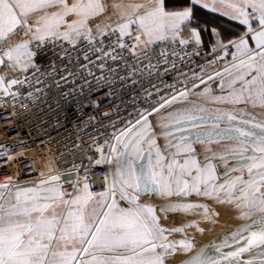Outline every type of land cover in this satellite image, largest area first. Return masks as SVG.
Returning <instances> with one entry per match:
<instances>
[{
  "label": "snow or ice",
  "instance_id": "1",
  "mask_svg": "<svg viewBox=\"0 0 264 264\" xmlns=\"http://www.w3.org/2000/svg\"><path fill=\"white\" fill-rule=\"evenodd\" d=\"M196 6L244 31L226 39L212 28L213 58L206 63L217 67L189 75L180 68L200 55L202 44L200 28L190 27ZM14 35L19 39L0 50V65L12 76L0 74V97L11 98L14 109L21 97L50 100L51 126L59 127L69 118L66 109L79 113L85 102L99 107L92 99L97 92L111 104L105 117L118 114L121 103L126 107L129 93L136 107L135 118L130 113L120 127L119 117L108 125L97 120L101 129L111 128L97 130L103 143L77 135L59 157L48 148L38 179L18 182L17 174L0 183V264H166L173 253L189 252L191 238L170 236L190 227L202 232L197 220L165 227L157 206L142 202L145 195L166 201L159 212L202 210L204 220L215 213L190 197L234 205L242 219L258 213L179 264H264V119L244 108L207 106L264 108V0H0V40ZM190 44L191 51L180 50ZM20 107L31 111L26 103ZM220 141L229 146L214 149ZM5 155L15 159L0 152ZM61 164L68 166L61 170ZM89 166H106L102 191L91 190ZM229 240L232 250L225 252ZM256 249V256L241 258Z\"/></svg>",
  "mask_w": 264,
  "mask_h": 264
},
{
  "label": "built area",
  "instance_id": "2",
  "mask_svg": "<svg viewBox=\"0 0 264 264\" xmlns=\"http://www.w3.org/2000/svg\"><path fill=\"white\" fill-rule=\"evenodd\" d=\"M182 35H186L182 33ZM19 36L14 35L10 37L9 43L11 44L14 40H18ZM192 45L190 44L187 48H181V51H191ZM200 52L199 56H192L190 62L182 65L180 71H184L186 68L188 74L191 75L193 71H199V67L203 66L206 70L209 68H215L217 65H208L206 60H211L213 57L211 55V44L208 46L201 44L198 49ZM217 55H220L217 52ZM228 59H231V50L228 53ZM39 62V61H38ZM223 65V61L219 62ZM21 75H24L21 73ZM10 77L9 75H7ZM175 73L165 77L167 83L173 82V77ZM153 83H156L153 81ZM157 87H161L160 84H156ZM145 88L149 85L145 84ZM179 87V84H177ZM190 87V85H189ZM27 87L21 88V91H28ZM139 91V88L137 89ZM165 91H169L165 89ZM164 92H161L163 95ZM125 96L123 100L127 102L125 107L124 103H121L118 114L113 113L112 115L105 117L103 113L108 111L111 107L109 101L105 98L104 92H97L92 95V99H99V107H93L88 105L86 102L82 108V111L76 113L73 108H68L66 111L70 113L68 120L65 122L61 118V126L55 127L53 121L49 119V104L52 108H55V104L50 100L48 103H34L31 99L25 100L22 97L18 98V103L13 108L11 98L0 97V152L7 150V155L15 157L13 160H7V156H0V183L5 182L7 176H17L18 182H23L26 180L38 179L39 170L43 167L44 159L48 153V148L58 150L56 152L57 157H59L60 151H67L71 148V145L75 143L77 135H79L81 141L84 143L89 142V133L92 136H98L99 142L103 143V137L98 135L100 132L111 131L110 127L101 129L99 124L108 125L110 121H117L119 117V122L115 124V127H120L124 121L129 118V114H132V118H135L134 108L135 104H132L129 97ZM43 100L44 97L41 96ZM155 99V97H154ZM28 104L31 106V111L21 108V104ZM112 103H116L113 101ZM141 107H143V101L138 102ZM15 110L16 115H13ZM89 117H95L96 119L89 121ZM99 121V124L97 123ZM79 127V131H77ZM52 138L51 143L47 141ZM89 155H95L94 150L90 152ZM66 159H71L70 156ZM79 162V161H77ZM86 165L88 164L87 159L83 161ZM67 164H61V170L67 168ZM31 170V171H30ZM106 166H89V184L92 186V191L98 192L103 190V173L106 171ZM81 175H84L83 170H81Z\"/></svg>",
  "mask_w": 264,
  "mask_h": 264
},
{
  "label": "crops",
  "instance_id": "3",
  "mask_svg": "<svg viewBox=\"0 0 264 264\" xmlns=\"http://www.w3.org/2000/svg\"><path fill=\"white\" fill-rule=\"evenodd\" d=\"M112 0H109V3H111ZM178 3L180 4H185V3H190L191 0H177ZM111 11V9H109ZM194 21L196 23H193L190 25V27H196L198 26L201 31V40L203 45L208 46V44L214 43L215 38L212 35L211 29L216 28L218 32H220L226 39H231L233 36L239 35L240 32L244 31V27L239 24L237 21H233L230 18L222 15L219 12H212L209 9H204L201 6H196L194 8ZM186 34V33H185ZM187 35V34H186ZM9 40H0V50L5 48L7 45H9ZM0 74L3 75H9L12 78L11 73L9 72L8 68L4 65H0ZM218 81H214L212 84L213 90L216 91L219 94V90L216 88V84ZM191 99L195 100L197 99L196 97H191ZM185 106V105H182ZM210 108H216V107H221V108H232V107H239V108H244L248 113H251L252 116H255L257 119H264V108H261L259 106H253L251 104H240V105H227V104H208L207 105ZM223 125V124H222ZM211 126V125H207ZM162 138H158V143L161 142ZM215 145H220L221 147H216L215 149L223 148L229 146V143L225 141H220L219 143H213ZM200 145V144H195V146ZM198 152L201 151V149L196 148ZM231 161H229L230 163ZM218 171H223L222 166L218 169ZM99 192V191H98ZM145 198L149 197L146 195ZM191 199H199V200H204L202 197H190ZM207 202V201H206ZM152 204L154 205H160L161 203H166L165 200L159 198L155 199L154 201H151ZM201 211L202 210H198ZM193 212V211H192ZM176 215H181L185 217V213H179V211L172 212ZM203 213V212H202ZM171 213H166L165 216L170 215ZM161 222H163L161 220ZM167 222V221H165ZM166 225V224H165ZM168 227V226H167ZM167 263V262H166Z\"/></svg>",
  "mask_w": 264,
  "mask_h": 264
},
{
  "label": "rangeland",
  "instance_id": "4",
  "mask_svg": "<svg viewBox=\"0 0 264 264\" xmlns=\"http://www.w3.org/2000/svg\"><path fill=\"white\" fill-rule=\"evenodd\" d=\"M175 105L173 106V108ZM176 107H179L178 105ZM175 107V108H176ZM171 110V109H169ZM195 148L201 149V145L195 146ZM212 147L215 149L216 147H221L220 145L213 144ZM224 147V145L222 146ZM195 197V196H194ZM206 204L209 206V208L215 213L211 217V220H204L202 219L203 213L198 210H193L194 212H191V216H181L176 215L174 213H171L170 215L165 216L164 219L165 224L168 226V228L172 227H179L181 225L187 224L190 220H197V223L199 225V228H202L203 231H197L195 227H190L185 230V233H172L170 238L174 240H179L185 236V234L192 239L194 242V246L189 252H192V250L199 245L200 242L207 241L210 238L214 237L216 234L223 231V229H227L229 227L234 226V224H237L238 222L242 221L243 219L240 218L239 210L231 204H221L214 200L204 198ZM181 213V212H179ZM255 213V212H253ZM219 224V225H217ZM222 230V231H221ZM259 249L255 250L249 256L253 257L257 255V252ZM188 252H182L177 251L176 253H173L169 259L166 261L168 263L175 262L182 257H184Z\"/></svg>",
  "mask_w": 264,
  "mask_h": 264
},
{
  "label": "water",
  "instance_id": "5",
  "mask_svg": "<svg viewBox=\"0 0 264 264\" xmlns=\"http://www.w3.org/2000/svg\"><path fill=\"white\" fill-rule=\"evenodd\" d=\"M179 107H184V106H182V105H180V104H177ZM177 105H175V107L177 106ZM174 107V108H175ZM208 127H210V126H208ZM221 127H224V125H221ZM225 142H227V143H229L228 141H225ZM160 144H163V139H161V142H160ZM146 196V195H145ZM145 196H143L141 199H142V202H144V201H148V202H150L151 203V201H154L155 199H159V197H155V196H148L149 197V199L148 198H145ZM157 206V214L161 217V220L163 221V222H161L162 224H164V226L165 227H167V225H165V219H164V216L162 215L163 213L162 212H159V210H158V205H156ZM258 213H255V214H253L252 216H250V217H247L246 219H244L240 224H237V226H234V227H232V228H230V229H228V230H225L224 232H222V233H220V234H218V235H216L215 237H213V238H211V240H209V241H207V242H204V243H202L200 246H198L195 250H193L192 252H190L185 258H183V259H181V260H179V261H182V260H184V259H187L189 256H191L192 254H194L199 248H201L203 245H206V244H211L212 242H217V243H220V242H222L224 239H225V237L226 236H229L230 235V233L231 232H233L238 226H240V225H242V224H244V223H246V222H250L256 215H257ZM237 239H239V237H237ZM241 243H243V242H241ZM225 252H227V251H230V250H232V247H231V241L229 240V246H227V247H225L224 249H223ZM257 250V249H256ZM255 251V250H254ZM254 251H252V252H254ZM214 252V249H210L209 250V254L211 255L212 253ZM251 252V253H252ZM251 253H244L243 254V256L241 257L242 259H249V258H251V256H249V254H251ZM254 257V256H253ZM179 261H177V262H175V263H166V264H179Z\"/></svg>",
  "mask_w": 264,
  "mask_h": 264
},
{
  "label": "bare ground",
  "instance_id": "6",
  "mask_svg": "<svg viewBox=\"0 0 264 264\" xmlns=\"http://www.w3.org/2000/svg\"><path fill=\"white\" fill-rule=\"evenodd\" d=\"M147 196H148V195H147ZM255 213H256V212H255ZM255 213H253V214H255ZM253 214H252V215H253ZM243 220H244V219H243ZM243 220H242V221H243ZM242 221L238 222L237 224H240ZM237 224H234V226H237ZM217 225H219V224H217ZM234 226H232V227H234ZM232 227H229V228H227V229H225V230H228V229H230V228H232ZM225 230L223 229V231H222V230H221V231L224 232ZM222 232H220V233H222ZM220 233H218V234H220ZM218 234H216V235H218ZM216 235H215V236H216ZM215 236H214V237H215ZM212 238H213V237H212ZM209 240H211V238H210ZM209 240H207V241H209ZM207 241L200 242L198 246H200L202 243L207 242ZM198 246H197V247H198ZM197 247H195L193 250H195ZM193 250H192V251H193ZM189 253H190V252H188V254H189ZM188 254H186V255H185L184 257H182L181 259L185 258ZM181 259H179V260H181ZM179 260H177V261H179ZM177 261H175V262H177ZM175 262H171V263H175Z\"/></svg>",
  "mask_w": 264,
  "mask_h": 264
},
{
  "label": "flooded vegetation",
  "instance_id": "7",
  "mask_svg": "<svg viewBox=\"0 0 264 264\" xmlns=\"http://www.w3.org/2000/svg\"><path fill=\"white\" fill-rule=\"evenodd\" d=\"M249 127H251V126H249ZM231 163H234V162L231 161L230 164H231ZM189 199H191V198H189ZM191 200H199V199H191ZM200 201H201L202 203H205V204H206L205 200H203V201L200 200ZM207 203H208V202H207ZM193 212H194V211H193ZM168 213H172V212H168ZM165 214H166V213H163L162 215L164 216ZM185 215H186V216H191L192 214H191V212H189V213H185Z\"/></svg>",
  "mask_w": 264,
  "mask_h": 264
}]
</instances>
